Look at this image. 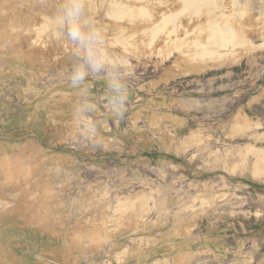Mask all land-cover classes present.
<instances>
[{"label": "rangeland", "instance_id": "rangeland-1", "mask_svg": "<svg viewBox=\"0 0 264 264\" xmlns=\"http://www.w3.org/2000/svg\"><path fill=\"white\" fill-rule=\"evenodd\" d=\"M121 1L73 87L64 0H0V264H264V0Z\"/></svg>", "mask_w": 264, "mask_h": 264}, {"label": "clouds", "instance_id": "clouds-1", "mask_svg": "<svg viewBox=\"0 0 264 264\" xmlns=\"http://www.w3.org/2000/svg\"><path fill=\"white\" fill-rule=\"evenodd\" d=\"M54 24L80 54L81 63L74 66L69 77L75 87L85 81L89 71H99L106 62V54L100 47L104 43L102 32L88 16L85 0H64ZM112 87L119 85L113 83Z\"/></svg>", "mask_w": 264, "mask_h": 264}, {"label": "bare ground", "instance_id": "bare-ground-1", "mask_svg": "<svg viewBox=\"0 0 264 264\" xmlns=\"http://www.w3.org/2000/svg\"><path fill=\"white\" fill-rule=\"evenodd\" d=\"M112 1V0H111ZM121 1V0H120ZM123 1V0H122ZM121 1V2H122ZM130 1V0H129ZM135 1V0H134ZM137 1V0H136ZM143 1V0H142ZM147 1V0H146ZM161 1V0H160ZM165 1V0H164ZM179 1V0H178ZM200 1L201 0H184V3H185V7L186 6H188V7H190V8H192V7H194V6H197L199 3H200ZM138 2H140V1H138ZM162 2V1H161ZM109 3H112V2H109ZM114 3V2H113ZM115 3H117V2H115ZM141 3V2H140ZM151 3V2H150ZM166 3V2H165ZM184 3H183V6H184ZM117 4H119V3H117ZM174 4V3H173ZM111 5V4H110ZM127 5V4H126ZM126 5H124V6H126ZM132 5V4H131ZM142 5V4H141ZM146 6H147V4H145ZM144 5V6H145ZM149 5V7H150V5L151 4H148ZM160 5H161V3H160ZM178 5V2H177V4L176 5H174V6H177ZM117 6V5H116ZM124 6H120V7H124ZM128 6V5H127ZM152 6H155L154 5V2H153V5ZM110 7V6H109ZM120 7H118L119 9V11H117V9H116V11L117 12H115L114 14H115V17L117 16V18L118 17H121V19L123 18V16H121L122 15V10H121V8ZM132 7H134L135 9H136V11L139 9V7H138V9L136 8V6H132ZM140 7H142L143 8V6H140ZM148 7V8H149ZM157 7V6H156ZM185 7H183V8H185ZM187 7V8H188ZM116 8V7H115ZM125 8V7H124ZM142 8L141 9H139V10H141V11H143L142 10ZM170 8V7H169ZM113 9V8H112ZM127 9H128V7H127ZM166 9V8H165ZM177 9V8H176ZM179 9V8H178ZM181 9V8H180ZM189 9V8H188ZM125 9H123V11H124ZM132 10V8H129L128 10H126V11H128V12H130V11ZM138 10V11H139ZM146 10V9H145ZM144 10V11H145ZM151 10V9H150ZM181 10H183V9H181ZM126 11H124V13H127L128 14V12H126ZM133 11H134V9H133ZM133 11H131V13L133 12ZM141 11H139V12H141ZM160 11V10H159ZM171 11V10H170ZM186 11H187V9H186ZM113 12H114V10H113ZM139 12H137V13H139ZM156 12V11H155ZM182 12V11H181ZM183 12H184V10H183ZM110 13V12H109ZM123 13V14H124ZM131 13H130V16H131ZM143 13V12H142ZM142 13L140 14V15H138V14H135L137 17H139V16H144L145 14L143 13V15H142ZM146 13V12H145ZM148 13V12H147ZM168 13V12H167ZM170 13H172V12H170ZM176 15H177V13H179V12H177V10L174 12ZM125 15V16H127V18L129 19V17H128V15ZM148 14H150V13H148ZM148 14H146V15H148ZM152 14V13H151ZM173 14V13H172ZM225 14V13H224ZM120 15V16H119ZM134 15V13H133V16H132V18L135 16ZM162 15V14H161ZM168 15V17H166V18H164V15H163V19L162 20H164V19H168V18H170V17H172L173 18V16H175V15H171V14H167ZM222 16H223V14H221ZM232 15V14H231ZM156 16V15H155ZM160 16V15H159ZM225 16V15H224ZM227 16V15H226ZM229 17L228 18H230L231 19V17L232 16H230V15H228ZM148 17H153L152 15H150V16H148ZM148 17H146L145 16V18L146 19H148ZM207 17V16H206ZM124 18H126V17H124ZM171 18V19H172ZM225 18V17H224ZM120 19V18H119ZM134 19V18H133ZM136 19V18H135ZM152 19V18H151ZM171 19H169L170 21H171ZM174 19H176V18H174ZM213 19V18H212ZM132 20V19H131ZM137 20V19H136ZM173 20V19H172ZM216 20V19H215ZM222 20L224 21V19L222 18ZM129 21H130V19H129ZM135 21V20H134ZM138 21V20H137ZM151 21H153V20H151ZM227 21V20H226ZM231 21V20H230ZM230 21H228V22H226V23H224V24H220L221 23V21H220V23H219V20H216V21H214L213 23H210V25H208V27H209V30L208 29H205V30H208V33L209 34H207L208 36V39L211 41L210 43H214V44H216V46L215 47H224V46H226L228 43L227 42H231V40L233 41H235L237 38L238 39H240V40H245L246 39V37H248L247 35H244L243 34V32H240V31H238V30H235V28H234V24L233 25H231V24H229L230 23ZM136 22V21H135ZM144 22H145V20H144ZM164 22H167V20L165 21L164 20ZM204 22V21H203ZM149 23V22H148ZM157 23H162V22H157ZM169 23V22H168ZM233 23V22H232ZM131 24H132V21H131ZM137 24V23H136ZM160 24H158L157 25V29H158V26L160 25ZM182 24V23H181ZM185 24V23H184ZM176 25V24H175ZM201 25V24H200ZM253 25V24H252ZM141 26V25H140ZM165 26V25H164ZM179 26V25H178ZM189 26V25H188ZM153 27H154V25H153ZM170 27V26H169ZM168 27V28H169ZM181 27H183V26H179V28H181ZM198 27V25L196 26V28ZM161 28V27H160ZM121 29V28H120ZM147 29L149 30V28H146V30L145 31H142V34H143V32L145 33L146 31H147ZM152 29V28H151ZM155 29L157 32H159V30H162V28L161 29ZM172 29V28H171ZM176 29L177 28H175V31H176ZM186 29V28H185ZM238 29V28H237ZM124 30V29H123ZM155 30H153V31H155ZM169 30V29H168ZM150 31V30H149ZM149 31H147V32H149ZM172 31H174V30H172ZM151 32L152 31H150V34H151ZM170 32H171V30H170ZM177 32V31H176ZM195 32V31H194ZM193 32V33H194ZM207 32V31H206ZM122 34H123V32H121ZM140 33V32H139ZM165 33V32H164ZM204 33V32H203ZM147 34H149V33H147ZM153 34V33H152ZM155 34H157L156 32H154V35ZM163 35V34H162ZM122 36H124V34L122 35ZM153 36V35H152ZM199 36H200V34H199ZM144 37V36H143ZM133 38H135V36L133 37ZM149 38H151V36L149 37ZM145 39V38H144ZM152 39V38H151ZM198 39V38H197ZM240 40L238 41V40H236V41H238L239 42V44H240ZM143 41V40H142ZM148 41V40H147ZM203 43V42H202ZM237 43V42H236ZM244 43V42H243ZM253 43V42H252ZM238 44V43H237ZM218 45V46H217ZM241 45H243V44H241ZM250 46V45H249ZM200 47V46H199ZM214 47V48H215ZM219 47V48H220ZM213 48V47H212ZM212 48L210 49V50H212ZM237 48V47H236ZM235 48V49H236ZM214 50V49H213ZM212 50V51H213ZM216 50V49H215ZM229 50V49H228ZM187 52V51H186ZM209 52V51H208ZM192 53H194V52H192ZM198 55V54H197ZM208 59V58H207ZM202 60V59H201ZM235 61V60H234ZM252 150H254L256 153H257V155H258V160H257V162H256V164H254L253 165V170H254V172H255V174H256V176L258 177H260V176H263L264 175V150H260V149H257V148H255V149H252ZM258 150V151H257ZM237 165V164H236Z\"/></svg>", "mask_w": 264, "mask_h": 264}, {"label": "crops", "instance_id": "crops-1", "mask_svg": "<svg viewBox=\"0 0 264 264\" xmlns=\"http://www.w3.org/2000/svg\"><path fill=\"white\" fill-rule=\"evenodd\" d=\"M262 177H263V176H262ZM262 177H261V178H262Z\"/></svg>", "mask_w": 264, "mask_h": 264}]
</instances>
